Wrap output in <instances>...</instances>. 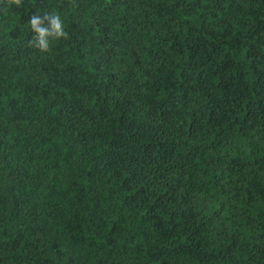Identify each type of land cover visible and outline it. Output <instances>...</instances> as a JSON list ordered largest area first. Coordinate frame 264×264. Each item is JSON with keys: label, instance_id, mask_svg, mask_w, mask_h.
<instances>
[{"label": "trees", "instance_id": "1", "mask_svg": "<svg viewBox=\"0 0 264 264\" xmlns=\"http://www.w3.org/2000/svg\"><path fill=\"white\" fill-rule=\"evenodd\" d=\"M0 264H264V0H0Z\"/></svg>", "mask_w": 264, "mask_h": 264}, {"label": "clouds", "instance_id": "2", "mask_svg": "<svg viewBox=\"0 0 264 264\" xmlns=\"http://www.w3.org/2000/svg\"><path fill=\"white\" fill-rule=\"evenodd\" d=\"M28 25L32 34L29 43L40 52H47L54 39H60L66 35L64 20L56 11L34 13L29 18Z\"/></svg>", "mask_w": 264, "mask_h": 264}]
</instances>
